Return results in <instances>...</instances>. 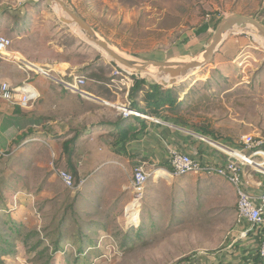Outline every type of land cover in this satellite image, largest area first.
I'll use <instances>...</instances> for the list:
<instances>
[{
  "label": "rangeland",
  "instance_id": "374dc122",
  "mask_svg": "<svg viewBox=\"0 0 264 264\" xmlns=\"http://www.w3.org/2000/svg\"><path fill=\"white\" fill-rule=\"evenodd\" d=\"M63 1L122 54L140 61L189 60L209 44L216 24L233 14L264 24V0ZM59 17L45 2L0 0V38L10 42L0 55V83L17 87L20 66L41 92L22 109L24 120L11 119L0 100V232L11 236V253L1 259L5 264H246L261 240L244 239L242 246L236 239V196L228 195L214 175L172 178L159 171L154 178L157 170H167L147 162L151 175L140 207L125 213L133 193L121 186H128L137 164L146 162L140 149L121 167L108 161L101 167L97 155L107 135L95 134L96 125L132 111L125 90L133 76L162 82L121 69ZM248 32L230 34L209 65L165 87L179 93L182 105L175 114L188 127H207L216 140L205 138L234 149L246 135L264 140V48ZM50 68L59 71H49V78L36 71ZM73 76L85 80L80 94L59 83H72ZM84 129L89 133L70 144L74 177L62 143ZM191 129L186 130L194 133ZM159 145L167 151L169 143ZM165 154L162 163L169 165ZM61 172L71 175L72 188L65 187ZM246 172L259 174L249 167ZM12 226L21 237L12 235Z\"/></svg>",
  "mask_w": 264,
  "mask_h": 264
},
{
  "label": "built area",
  "instance_id": "2783aa9c",
  "mask_svg": "<svg viewBox=\"0 0 264 264\" xmlns=\"http://www.w3.org/2000/svg\"><path fill=\"white\" fill-rule=\"evenodd\" d=\"M9 45V40L0 38V55L6 54ZM19 68L21 67L19 66ZM36 71L49 78L48 71L45 72L42 69H37ZM59 83L67 91H74L80 94L79 88L85 83V80L83 77L73 76L72 83L66 82L68 85L64 84L65 82L63 83V81ZM132 84L133 81L130 83V87ZM39 98L38 90L28 81L17 87H12L8 83H0V100L11 106H17L21 109L30 108ZM131 116L139 117L149 122L154 121V118L135 111H128V113L124 114V118ZM226 148L235 151L236 155L221 151L223 158L220 164L201 163L177 148H169L167 154L170 171H167V173L172 178H181L187 175H214L225 179L234 188L236 194L235 225L237 228L233 231L237 233V240H244L250 234H252V237H258L261 241L257 250L264 263V191L259 195L251 194L248 191L245 179L246 175H248L246 172L247 167L257 171L253 168L252 163L264 169V140L246 135L241 137L238 149L228 146ZM145 166L146 163H138L133 173L129 187L133 193V198L131 203L124 209L125 213H130V215L136 213L139 209L146 183L151 175L146 171ZM257 173L264 176V172L257 171ZM59 175L65 187L72 188L71 175L66 172H61ZM153 176L156 178L155 173ZM243 227L245 229H242Z\"/></svg>",
  "mask_w": 264,
  "mask_h": 264
},
{
  "label": "crops",
  "instance_id": "0c3cea01",
  "mask_svg": "<svg viewBox=\"0 0 264 264\" xmlns=\"http://www.w3.org/2000/svg\"><path fill=\"white\" fill-rule=\"evenodd\" d=\"M199 51H197V52H199ZM44 70H46V69H44ZM18 71H19L18 72L19 74L17 76L16 85L19 86L23 82L28 81L35 86V88L38 90L39 94L41 95V92H40V89L38 86V82L34 81L35 78L31 79V77L29 76V73L27 71L26 72L23 71L22 68H19ZM47 71L48 72L50 71V73H52L53 71H59V69L56 70L54 68H50ZM66 85H68V84H66ZM129 89H130V86L126 87V90H125L126 96L129 93ZM73 90H75V89H73ZM86 94L89 95L88 93H86ZM89 96H91V95H89ZM91 97H93V100L98 101V99L96 97H94V96H91ZM87 98L91 99L89 97H87ZM1 103H4L6 105V107H8L7 109H8V112H9L11 119H13V120L15 119L16 121L19 119H21V120L25 119L26 114L22 109H21V111H22L21 115L15 114L14 113V111L16 110L15 106L14 107L10 106L9 104H7L3 101H1ZM153 118H155L156 120H154L152 122H149L146 120L147 127H146L145 131L143 133L139 134L135 140L128 142L125 145L124 149H122L120 147L112 148L109 145V143L105 144L104 143L105 140H109V138H108V136H102L101 140L104 141V142H102L104 144L103 145L104 147H102L101 153L97 155L98 162L101 161L100 162L102 164L101 167L104 166L107 163V161L110 162L111 164H115L116 166L121 167L122 166L121 164H123L124 161L127 163L129 162L128 161V159H130L129 157H131V159L135 158L134 155H136V153H137L135 151H139L140 149H141L140 155H141L142 159L146 162V164H147V162H151L153 166L155 163L164 162L165 161L164 159H167L166 158L167 155L165 154V152L167 153L168 149L172 148V147L177 148L178 150H180L186 154H189L190 156H192L194 159H197L201 163H210V164H220L221 159L223 158V155L218 153L217 151L209 148L205 144L206 142H208L210 145H213L215 148L219 149L220 151L227 152L229 154H232L234 152L232 149H228L225 146H223L219 143H216L214 141H211L209 139L205 138V139H203L204 140L203 141V140L195 137L192 134L193 132H190V131L186 130L185 128H181V127L178 128V126L175 127V125H170L169 123H167L165 121L164 116L153 117ZM123 119H125V118H123ZM113 129H114L113 126H109L107 123H100V124L96 125L95 134L101 135L103 133H106V135H108L109 133L114 131ZM99 131H101V132H99ZM81 132H83L81 136L87 135L89 133L86 129H84ZM161 142H164L165 144L169 143V145L166 146L167 151H163V149L160 148L159 143H161ZM122 155H126L125 159H122L123 158V157H121ZM252 166L257 171L264 172V169H261V167H259V165H256L253 163ZM193 176H195V175H193ZM201 176L205 177L206 175H201ZM201 176H199V177H201ZM196 177H198V176H196ZM215 177L217 178V181H219L222 184L225 191H227V193H229L228 195L232 194L233 197L236 196L234 188L225 179L220 178L218 176H215ZM159 178H161V177H159ZM220 179H222V181H220ZM245 179L247 182L246 184H247L248 191L251 194L259 195L260 193H262L264 191V176H262L260 174H257L256 176L249 174V175H246ZM226 185L230 188L232 193L229 189H227ZM120 186H121V184H120ZM129 187H130V184L128 186L122 185L121 191H123L125 189L129 190ZM234 209L235 210H233V211L235 212V216H236V205H235ZM242 229H245V227H243ZM251 237H252V234H250L246 238V240H249ZM241 241L243 242L242 246L245 245L246 242L244 240H241ZM254 251L255 250H250L248 252V254L249 253L252 254ZM248 254H247V258H249V256L251 255V254L250 255H248ZM247 258H245V259H247Z\"/></svg>",
  "mask_w": 264,
  "mask_h": 264
},
{
  "label": "water",
  "instance_id": "95a60500",
  "mask_svg": "<svg viewBox=\"0 0 264 264\" xmlns=\"http://www.w3.org/2000/svg\"><path fill=\"white\" fill-rule=\"evenodd\" d=\"M38 1L45 2L47 7L56 9L60 15V23L69 27H76L89 45L107 54L110 60L121 69L127 72L158 77L162 79L160 80L162 84L168 83L170 87L177 85L181 79H186L185 77L188 79L195 72L209 65L230 34L238 31H253L264 41V24L250 16L233 14L221 19L216 24L209 44L191 56L189 60L140 61L122 54L63 0ZM192 134L201 140L205 139L201 135Z\"/></svg>",
  "mask_w": 264,
  "mask_h": 264
},
{
  "label": "trees",
  "instance_id": "16d2710c",
  "mask_svg": "<svg viewBox=\"0 0 264 264\" xmlns=\"http://www.w3.org/2000/svg\"><path fill=\"white\" fill-rule=\"evenodd\" d=\"M18 13L19 10L16 11V13L14 14L15 16L14 20L17 21L19 20L20 16H18ZM208 28H209V24L204 25L197 31V34L200 35L202 33H205L208 30ZM262 45L264 48L263 42ZM92 76L97 80L99 79L98 81H101L102 79L97 75H92ZM132 80H133V84L130 87L127 96L128 107L132 111H135L137 113L143 114L148 117H160L165 115L164 116L165 121H167L168 118V121L174 124L175 126L185 129L192 128L196 134L216 140L215 132L209 130V128L204 126H202L201 128H193L191 126L188 127V122L185 119L175 114L180 110V107L182 105V102L179 100V93L177 92L176 88L166 89L163 86L156 83L148 84V82L145 79H139L137 76H133ZM15 109H16L14 111L15 114H19V115L22 114L21 108L15 106ZM146 123H147L146 120L134 116L125 119H123L122 117L120 118L118 117L116 121L113 123L107 122L109 126H113L114 128L113 129L114 131L107 135L108 138L110 139L109 145L112 148L120 147L124 149L125 145L128 142L135 140L139 134L145 131L147 127ZM82 133L83 132L78 131L72 138L62 143L63 154H65L68 157V163L70 164L69 170L72 171L74 177H77V173L73 168V166L71 165V158L75 154V150L73 147L70 146V144H73L82 135ZM27 136H28L27 134L23 135L22 138H25ZM158 167L170 171V166L167 163H161L158 165ZM10 230L12 231V235L21 237V232L19 228L15 229L12 226ZM10 237L11 236L0 232V264H5V262L1 259L2 255L5 256L7 253H11L10 250L11 246L10 244H8V240ZM24 242L26 241L24 240ZM59 242L60 240L55 241L54 250H53L54 253L58 250L57 247ZM41 244L42 242H39V244L33 247V250L40 247ZM44 251L45 249L41 250L39 254L43 253ZM247 260H246L247 261L246 264H264L257 249L249 256V258H247ZM46 264H48V262Z\"/></svg>",
  "mask_w": 264,
  "mask_h": 264
},
{
  "label": "bare ground",
  "instance_id": "6f19581e",
  "mask_svg": "<svg viewBox=\"0 0 264 264\" xmlns=\"http://www.w3.org/2000/svg\"><path fill=\"white\" fill-rule=\"evenodd\" d=\"M72 29H73V31H74V33H76L78 36L80 35L83 39H84V37L82 36V34L79 32V30L76 28V27H74V26H70ZM248 33H250V31L248 32ZM255 35V34H254ZM256 36V35H255ZM85 41V40H84ZM86 42V41H85ZM262 42L264 43V41L262 40ZM87 43V42H86ZM97 51H99V52H101L102 54H103V56L107 59V57L109 58V60H110V57L107 55V54H105V53H103L101 50H98V49H96ZM107 56V57H106ZM142 76H145L144 74H142ZM186 79H187V77H185ZM153 79H155V80H162V79H159L158 77H154L153 76ZM186 79H181L179 82H183V81H185ZM65 84H67V83H65ZM148 84H154V83H148ZM156 84H158V83H156ZM161 85L165 88H169L170 87V85L168 84V83H164V84H162L161 83ZM70 88V87H69ZM85 96H87V97H89V98H91V99H93V97H91V96H89V95H87L86 93H83ZM233 155H236V152L234 151L233 153H232ZM253 164V163H252ZM159 171H163V172H165L168 176H170L169 175V173H167L165 170H157L156 172H155V176L156 177H158V172Z\"/></svg>",
  "mask_w": 264,
  "mask_h": 264
}]
</instances>
